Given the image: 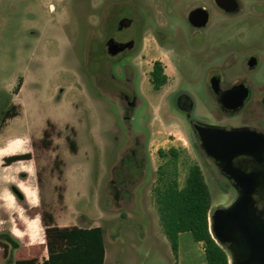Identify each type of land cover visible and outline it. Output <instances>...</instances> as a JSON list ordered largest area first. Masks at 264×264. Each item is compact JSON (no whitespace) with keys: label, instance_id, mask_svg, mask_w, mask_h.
Masks as SVG:
<instances>
[{"label":"rangeland","instance_id":"1","mask_svg":"<svg viewBox=\"0 0 264 264\" xmlns=\"http://www.w3.org/2000/svg\"><path fill=\"white\" fill-rule=\"evenodd\" d=\"M109 1L0 0V234L20 244L15 258L40 263L49 256V241L61 246L49 231L93 226L105 230V264H204L191 233L180 237L179 263L164 234L157 170L169 172L173 163L159 150H177L180 188L190 167H201L212 197L210 215L234 201L227 182L198 151L177 97L189 94L192 117L206 120L216 110L208 88L212 70L228 82L246 81L254 101L264 96V0H239L237 15L225 13L216 0H112L124 13L136 4L141 19L158 21L157 41L146 31L142 56L134 60L143 98L130 121L120 101L98 91L88 64L91 31L100 35L102 5ZM197 7L211 14L201 29L188 21ZM250 56L259 57L253 70L247 68ZM156 60L169 75L159 91L150 81ZM12 105L20 115L3 123ZM135 133L145 138L149 172L130 196L122 159L127 162ZM10 147L18 149L7 154ZM23 154L31 160L4 162ZM0 264H7L1 246Z\"/></svg>","mask_w":264,"mask_h":264},{"label":"flooded vegetation","instance_id":"2","mask_svg":"<svg viewBox=\"0 0 264 264\" xmlns=\"http://www.w3.org/2000/svg\"><path fill=\"white\" fill-rule=\"evenodd\" d=\"M237 2L239 3V9L236 12L228 13L219 8L229 15H237L241 11V4L239 0ZM198 8L203 7H197L192 11ZM90 9L94 10L91 4ZM136 9L135 4L130 13H124L122 10L117 9L116 3L112 0L103 3L100 35H97L96 31L92 29L90 36V59L88 64L92 71L93 81L97 85L99 92L122 103L120 110L127 121L133 118L143 98V93L139 86V73L134 60L142 56L144 33L150 31L156 40L154 33L158 30V21L155 18L149 22L145 21L140 18ZM207 11L209 19L206 26L211 20L210 11ZM191 12L188 15L189 23L196 29L206 27L198 28L194 26L190 21ZM94 16L96 15L94 14ZM258 61V56L248 57L247 68L249 70L255 69ZM157 62L161 63L159 60L155 61V63ZM154 65L150 72V81L152 80ZM161 65L163 75L167 78L168 84L169 75L166 72L165 65L162 63ZM174 67L177 73L178 69L176 66ZM102 81H105L107 85L110 83L118 87H109L108 90H105L102 86H106V84L100 85ZM208 88L215 99L216 110L206 120L192 117L195 104L193 98L187 93L182 92L178 95L177 106L190 119L192 137L198 151L216 167L217 172L227 182L228 189L236 196L237 191L233 186V182L226 178L214 162V159L209 157L202 148V136L204 134H200L196 126H216L227 131L238 129L264 145V96L260 100L254 101L251 96V89L246 81L234 80L228 82L218 70L210 72ZM133 136L134 145L126 150L128 152L125 155L127 162H124L125 159L121 160L125 168L123 177L127 181L126 193L130 196L134 195L135 189L137 190V188L142 186L149 172V158L145 138L140 137L138 133L133 134ZM17 156L25 158L14 160L7 164L10 159ZM29 160H31V156L23 154L7 157L4 162L10 166L17 162ZM251 161L252 158L249 156H240L235 162L237 164H248ZM111 182L115 183V180L113 179ZM13 195L20 201L23 200V195L18 190H13Z\"/></svg>","mask_w":264,"mask_h":264},{"label":"trees","instance_id":"3","mask_svg":"<svg viewBox=\"0 0 264 264\" xmlns=\"http://www.w3.org/2000/svg\"><path fill=\"white\" fill-rule=\"evenodd\" d=\"M154 90L159 91L167 84L162 65L157 62L152 72ZM21 82L15 89L19 93ZM3 123L20 115L19 108L12 105L3 112ZM45 136L47 131L44 133ZM70 140V139H69ZM72 145V143H71ZM18 147H10L7 154L14 153ZM160 156H170L173 170H159L160 184L156 190V200L160 213L163 231L169 240L173 253L178 258L179 237L183 233H191L197 243H201L206 256L204 264H232L230 253L213 237L210 226V210L212 197L204 173L198 164L190 167L185 185L180 188L177 179L176 160L178 152L170 149L168 153L159 150ZM17 156L8 161L24 159ZM169 167V164L167 165ZM47 226L53 225V217ZM60 247L49 241V256L41 263L37 259L16 260L14 252L19 249L18 241L9 234H0V243L4 250L7 264H105L106 239L102 227H65L49 231Z\"/></svg>","mask_w":264,"mask_h":264},{"label":"water","instance_id":"4","mask_svg":"<svg viewBox=\"0 0 264 264\" xmlns=\"http://www.w3.org/2000/svg\"><path fill=\"white\" fill-rule=\"evenodd\" d=\"M216 3L228 13L239 9L237 0ZM208 19L204 8L190 14L191 23L198 28L206 26ZM196 128L204 134L202 148L237 191L229 206L216 208L210 215L213 237L230 253L232 264H264V145L238 129ZM240 156H249L252 161L237 164Z\"/></svg>","mask_w":264,"mask_h":264},{"label":"crops","instance_id":"5","mask_svg":"<svg viewBox=\"0 0 264 264\" xmlns=\"http://www.w3.org/2000/svg\"><path fill=\"white\" fill-rule=\"evenodd\" d=\"M93 227V226H92ZM92 227H89V228H92ZM182 235V234H181ZM180 235V237H181ZM180 237H179V247H178V263H179V258H180V253H181V248H180ZM0 246H1V243H0ZM2 247V246H1ZM3 249V248H2ZM197 251H201L203 254H205V251H204V248L202 246L201 243H197ZM4 252V250H3ZM16 260H21L19 258H16ZM206 261V260H205ZM205 263V262H204Z\"/></svg>","mask_w":264,"mask_h":264}]
</instances>
